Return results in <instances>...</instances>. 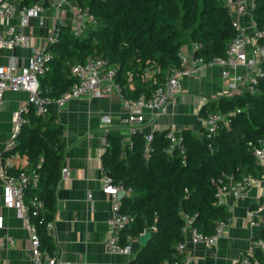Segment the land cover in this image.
I'll return each mask as SVG.
<instances>
[{"label": "trees", "instance_id": "obj_1", "mask_svg": "<svg viewBox=\"0 0 264 264\" xmlns=\"http://www.w3.org/2000/svg\"><path fill=\"white\" fill-rule=\"evenodd\" d=\"M39 2L24 0L22 5L31 7ZM78 4L81 10L89 11L93 21L78 37L70 25L60 26L57 39L48 45L52 59L41 78L44 96L50 100L48 111L39 116L31 109L23 115L26 122L15 152L25 156L27 164L12 171L28 175L35 172L38 176L37 183L30 182L25 191L26 205L40 238V249L52 254L55 248L47 224L56 215V193L66 154L56 101L76 83L72 66L90 57L103 58L118 69L125 97L149 98L164 82L166 71L180 65L178 53L187 42L198 43L197 55L211 61L224 58L236 33L224 0H79ZM254 5L253 19L262 34L259 42L264 44V0H254ZM154 70L155 80H147L145 75ZM213 112L236 115L230 127H222L214 139L206 138L204 132L197 136L190 129L182 130L185 163L178 151L168 152V130L154 132L148 156L142 132L131 136V145L123 144L124 139L118 135L106 137L103 170L116 183L132 190L121 200L122 211L134 219L123 234V243L127 235L139 236L147 227L155 231L129 264L182 261L184 254L178 247L185 241V216L194 218L193 226L205 235H212L218 221L228 222L232 216L227 205L218 204L213 179L261 177L263 167L249 152V144L264 140V80L256 94L244 92L233 98L212 99L202 107L200 117L204 119ZM230 130L241 134L232 147ZM32 201L42 203L44 212ZM254 239L264 241V230ZM254 259L264 264L260 251Z\"/></svg>", "mask_w": 264, "mask_h": 264}, {"label": "built area", "instance_id": "obj_2", "mask_svg": "<svg viewBox=\"0 0 264 264\" xmlns=\"http://www.w3.org/2000/svg\"><path fill=\"white\" fill-rule=\"evenodd\" d=\"M24 0H0V18L8 21L14 18L19 19L18 26H11L9 30L0 33L1 49H31V40L23 29L28 26L30 18H37L43 12V6L39 3L27 7L22 5ZM227 12L232 20L235 29V37L229 44L224 58H215L207 61L204 57L198 56L200 46L192 42L188 51L184 47L178 53L180 65L169 68L164 74V82L158 85L149 98L140 96L137 99H130L124 96V86L118 82V69L109 66L108 61L103 58H88L84 63H79L71 68V75L76 79V83L56 101L58 109L63 108L67 102L87 97L89 99H101L111 95L121 97L124 108L129 112L126 119L121 121V127L128 129V141L125 137L123 144L131 145V136L142 132L146 138L145 156H148L150 145L153 142L154 132L157 131L158 120L166 113L170 105L182 91L181 81L183 79L201 77L206 69L214 67L220 70V77L226 84V91L221 97L233 98L242 95L244 92L256 94L259 92V84L264 80V44L259 42L262 34L256 30V23L253 19L255 8L254 0H224ZM248 20L252 32L249 33L244 21ZM93 17L88 10H79L73 17L70 27L73 34L78 37L83 32L86 24L92 22ZM41 24L42 21H41ZM60 33V25H56L47 38L45 49H32L31 57L27 66L22 69V73L17 75L18 64L12 60L8 66H0V110L7 92H24L28 95V103L33 107L36 115H45L48 111L50 100L44 96L41 87V78L48 71V62L52 59L47 47L53 43ZM156 70L147 73V80H155ZM131 79L130 82L131 83ZM240 113V110L237 111ZM235 112L222 113L213 112L203 119V129L205 137L214 139L222 127L229 128ZM110 116H103L105 138L111 134L112 125ZM26 122L23 115H15V125L11 132V137L7 143L4 156H0V179L3 184V203L9 209L19 212L22 219L29 224L31 230L32 250L30 255L31 264H56L57 259L40 249V238L35 226L31 224L28 214L25 191L30 182L34 185L38 181L35 172L28 175L24 172L13 173L15 168V156L17 155V137L20 134L23 124ZM170 142L169 153L178 151L186 161L187 150L181 132L169 129L166 134ZM107 141V140H106ZM249 152L264 166V140L257 144H249ZM108 147V143H107ZM63 174L68 175L69 170L63 169ZM264 182L252 175L245 176L242 180L234 181L231 177L226 179H213L215 185V196L219 205H227L229 199L240 200L253 188ZM104 193L113 198L111 218L109 220V236L105 240V247L109 254L130 255L132 252V238L126 237L123 243L124 232L133 224L131 215L122 211L121 200L132 193L122 183H116L111 177L104 174L102 179ZM34 207H39L44 212L42 203L32 201ZM264 192L259 198L256 208L248 213V220L254 229L264 227ZM185 226L183 235L185 241L178 247L179 252H185L186 242L190 241L194 245H203L214 248L218 245L225 233L227 221H218L212 235H205L193 226L194 218L185 216ZM4 218H0V229L3 228ZM53 223L47 224V228H52ZM154 230V228H152ZM14 245L12 238H7L0 242L1 247ZM260 251L264 254V241L261 239L253 241L249 253L243 257L241 264H260L254 259L255 253ZM161 264H192V257L187 255L182 261Z\"/></svg>", "mask_w": 264, "mask_h": 264}, {"label": "crops", "instance_id": "obj_3", "mask_svg": "<svg viewBox=\"0 0 264 264\" xmlns=\"http://www.w3.org/2000/svg\"><path fill=\"white\" fill-rule=\"evenodd\" d=\"M78 3L79 0H40L39 4L43 6L41 16L30 18L28 26L23 29L30 37L31 49L0 48V66H8L15 60L18 64L16 74H21L28 64L32 49H45L48 35L56 25L71 24L74 15L80 10ZM244 23L251 33L248 20L245 19ZM18 24V17L10 21L0 18V33L5 34L11 26ZM191 43L184 45L186 52ZM181 85V93L169 106L167 113L158 120L157 131L175 129L181 132L190 129L200 136L204 132L200 111L205 104L225 93L226 84L220 77V70L209 67L203 76L183 79ZM28 98L24 92L12 91L7 92L4 97L0 110V156L5 155L15 125V115H24L31 109L34 111ZM128 114L118 95L101 99L81 97L58 109V121L64 128L63 143L66 149L62 171L68 169L69 174L66 176L62 172L56 193L57 211L53 226L48 229L55 248L54 253L49 254L57 259L56 264H129L144 246L143 240L152 238L155 233L152 228L147 227L139 236L126 234V237L132 238L130 255L109 254L104 243L109 236L113 198L104 193L102 182L105 174L102 158L107 150L102 117L112 118L111 134L125 137L128 141V129L120 126ZM14 161V170L22 169L27 164L25 156L18 152ZM262 167L260 179L264 178V166ZM263 192L262 181L244 198L229 199L227 206L232 216L216 247L208 248L187 241L185 252L180 253L184 254V258L191 256L192 264H241L243 257L249 253L255 236L264 230L263 225L259 229L252 228L248 220L249 211L257 205ZM0 218H4L0 242L7 238L14 240L13 246H0V264H31L30 226L18 211L4 205L1 179Z\"/></svg>", "mask_w": 264, "mask_h": 264}, {"label": "water", "instance_id": "obj_4", "mask_svg": "<svg viewBox=\"0 0 264 264\" xmlns=\"http://www.w3.org/2000/svg\"><path fill=\"white\" fill-rule=\"evenodd\" d=\"M205 106V105H204ZM229 135H230V147L233 146V142L235 139L239 140L241 138V134L235 130H230L229 131ZM150 240V238L143 240L142 244L145 246L147 244V242Z\"/></svg>", "mask_w": 264, "mask_h": 264}, {"label": "rangeland", "instance_id": "obj_5", "mask_svg": "<svg viewBox=\"0 0 264 264\" xmlns=\"http://www.w3.org/2000/svg\"><path fill=\"white\" fill-rule=\"evenodd\" d=\"M188 43H190V41H189V42H187L186 44H188ZM186 44H185V45H186Z\"/></svg>", "mask_w": 264, "mask_h": 264}]
</instances>
